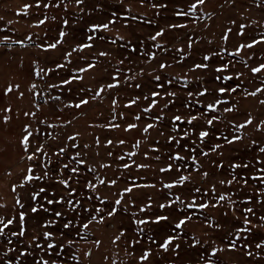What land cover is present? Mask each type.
Returning <instances> with one entry per match:
<instances>
[{
    "label": "rangeland",
    "instance_id": "374dc122",
    "mask_svg": "<svg viewBox=\"0 0 264 264\" xmlns=\"http://www.w3.org/2000/svg\"><path fill=\"white\" fill-rule=\"evenodd\" d=\"M48 2V0H44ZM53 2H59V0H53ZM194 0H144L143 5L141 0H85L83 5H76L75 0H64V3L68 5L67 10L63 5L59 8L49 9H36L33 7L30 9L29 16L17 15L18 10L24 3H35V0H0V39L4 35L10 36L12 40L23 38L28 34H33V39L37 43L54 42L59 37V31L65 30L68 35L64 39V43L59 45L56 50L44 52L41 49L36 48L35 43L28 44V47L21 48L19 45L12 44L9 49L6 45L0 44V205L5 207L0 208V217L5 220L16 216L18 208L14 207V201L16 196L22 198L25 204L29 203V195L33 189V186L39 188L45 186L48 189L49 198L51 193L55 192L57 197L60 195H66L65 190L55 181L59 177L57 172L59 169L60 161L68 162L69 158L75 154L76 151L81 152L82 156L88 161L89 166L97 167L98 171L96 175L101 178H116L120 179L118 184L112 188H106L101 186L99 192L103 196H107L108 199L114 200L116 197L114 193L122 189L125 185V181L131 183L135 181L137 183H155L156 188L139 189L132 195L136 197L137 206L141 202H147V198L151 196L153 202L152 211H158L157 205L165 202V197L169 192L180 195L182 200L190 201V190L193 184H188L185 188H177L172 190L162 189L161 181L168 182L175 178L176 173L162 174L158 171L160 167L165 166L168 162L167 155L169 152L176 150L179 145L169 144L167 137L169 134L179 136L184 130H188L190 138L181 140V145L191 144L201 129L205 127L204 120L195 122V129L188 126L186 123L182 124L177 132H171L170 117L174 114H181L185 120L190 114H198L201 107L199 104H195L196 100L203 99L204 102L211 100L213 97L207 96L205 98L193 97L194 108L188 109L182 107V104L186 101L187 93L183 90L184 80L181 79L178 83H174L173 86H169L167 90L176 91L177 97L175 103L170 105L167 110L162 114L165 116L163 121H158L157 128L152 129L147 134L145 139L144 134L140 129L148 122H152L149 115H144L139 122L140 129L133 130L131 132H124L123 128L128 122H135L133 116L140 112V109L146 106V102L141 100L138 106H133L131 109H125L123 105L128 100L136 95L148 94L150 89L154 87V84L150 83L151 77L148 73L160 74L158 68L159 62L166 61L171 64L172 67L167 68L163 72V76L166 78L187 77L188 90L197 91L202 87H208L214 89L220 86L214 79L211 72V68H214L220 61L218 58H214L211 63L209 71H190L195 62H200L202 55L210 51H219L224 47V42L221 39L222 33L229 27L233 28L230 41L227 45L228 52L234 51V45L240 42V38L236 36L238 25L245 23L249 25L246 29L247 35L244 38L246 42L248 37L259 36L264 33V8H258L254 0H206V3L200 6L199 10L195 13V16L178 17L174 15V10H187V6L193 3ZM151 3H166L168 7L166 9H154L151 7ZM115 12L116 23L110 26L108 32H101L100 35L105 36L104 41H94V47L92 49H85L82 53L73 54V64L69 66L67 70H58L56 73H52L49 77H45L41 80L38 77H33L31 69L33 67L32 62L37 61L42 67H54V62H64L63 53L71 51L77 43L84 42L87 35V26L90 23L106 22L108 19L113 18L112 13ZM157 13H159L157 15ZM204 13H211V19L207 18ZM47 16L48 19L44 25L40 27H32L37 19H42ZM135 16L136 19L132 20L131 17ZM55 17V19H52ZM128 17V19H125ZM67 19L69 24L65 27L63 20ZM13 21L12 24H8V21ZM196 20L194 23L193 21ZM232 20L236 21V25L232 24ZM151 21V23H149ZM187 24L188 27L183 29H168L169 24ZM125 24L128 26L125 27ZM160 28H165L166 33L164 37L159 38L156 43H160L167 47L168 51L158 50L153 46V42L148 39L150 35H153ZM38 34V38L36 36ZM47 34V35H45ZM118 36H123V40H117L116 44H112L110 41L116 39ZM192 37L195 43L191 50L187 49L188 38ZM209 41H212L209 44ZM27 43V42H26ZM137 48L135 53L131 52V48ZM184 48L185 52H190V56L183 61V63H177L178 54L174 49ZM142 50H150L157 53V59L154 61H148L145 57L141 56ZM100 51H108L110 53L107 57H96V54ZM225 60L228 59L227 53H222ZM248 56H254V60L249 61V64L256 66L261 61V57H264V44L258 45L252 50H244L239 57L233 59L235 65L234 68H230L229 73L235 75L236 72L243 73V89L237 92L235 95H225L224 99L229 101L228 105L234 106L235 111L232 113H223V107L219 109L218 115L222 116V121L217 123L213 130V135L208 138L204 145L205 150H208L209 146L213 143H223V141H217L215 136L218 134L231 135L233 129L228 126V121L233 123H243L250 114L253 118V124L246 129L237 132L238 135H243L244 139L241 142L233 145H225L220 152H223V156L219 153H211L208 157L198 156L202 165V171H208L210 175L204 179L199 173L193 171L191 173L193 183L201 187L202 190H207L212 184H216L217 192L227 193L232 200L236 201L235 211L228 201H224L218 208L208 209H186V211L193 216V219L189 221L183 228L185 235L178 241L181 244L179 256L174 252L160 251L156 245H150L148 237L156 234L157 237L164 234L167 231L166 225L163 229L160 227L150 225L145 229L143 234L137 233L135 226L130 222V216L132 212H137L136 207H131L128 212H124L123 209L114 218L106 219L104 224H93L89 227L90 235L87 241L77 239V243L66 250L63 259L66 264H111V260H116L117 264L122 262L133 260V257L127 253L131 249H135L136 257L140 255L141 251L151 246L152 256L150 257L148 264H197V261L201 256H206L211 251V248L218 246L224 248L225 251L217 253L215 259L219 261V264H264V252L261 253V258L257 259L255 255L252 258L244 255L242 250L228 251L227 240L229 233L234 230L235 227L240 225V221L243 220V208L253 207L256 210V216L251 217L252 224L257 225L253 229V233L248 235L247 239L251 250L255 253L257 250L254 248V244L260 240H264V227H261V222L258 217L264 214V204H257L256 200H264V196L260 195V187L258 181L249 180L247 187L241 188L238 184L231 186L219 185L218 181L221 179H230L233 170L230 168L231 163L249 162L253 163V157L258 156V149L260 146H264L261 142L264 141V131L257 132L256 126L261 120H264V106L260 105L259 100L264 99V95L258 94L257 97H246L244 90L254 91L256 87L261 86V80H264V72L253 76L251 72L244 68L240 62L247 60ZM130 57V59H125ZM125 59L123 66L118 64V61ZM97 60V66L95 69L90 70L87 73H75L77 75H83V81L74 82L71 85V95H69L68 87L64 88L63 99L60 102H51L53 106L45 104L44 101L48 99L50 95L57 94L58 90L51 91L47 89L48 83H59L61 78H68L69 73L78 67L85 66L84 61L92 62ZM117 68H121V85L119 88L112 90L110 93H105L102 101H96L90 103L88 106L82 109H59L64 103L70 100L74 101L79 95L90 98L91 93H80L81 88H98L101 84L110 82L111 74L115 72ZM144 69L143 76H137L135 82L144 84V88L137 90L134 87L129 86L123 82V77L127 75H134ZM199 77V79H197ZM37 83L38 96H33L29 91L31 83ZM229 83H235L229 82ZM8 84H19V91L5 96L3 89ZM23 92V98H20L19 93ZM161 96H164V92H161ZM118 98L119 106L118 111L124 112L126 119L123 121L117 120V123L121 124V128L115 130H109L105 127H89V125H105L111 120V100L112 98ZM172 99L165 97V99L159 101V107L153 110L151 115L161 113V109L165 103ZM39 103L41 110L37 113L36 119L23 116V111H35L34 104ZM11 107L10 113L12 119L9 123H3V109ZM38 120H44V124H38ZM71 120L69 125L65 123ZM24 123L31 124L32 129L35 131L40 129L38 133L39 141L48 145L46 151L50 150V158L52 163L48 165L47 170L52 179L41 180L35 182V185H28L26 188H17L16 193L11 191L13 184H19L21 179V172L25 169L31 161L21 159L26 154L22 152L21 147L18 144V139L21 134V126ZM49 124L60 125L63 124V128L56 127L50 128ZM80 133V136L76 143L77 149H68L67 155L60 157L57 160L51 156V153L57 151L58 147L71 145V141L67 140L68 135L74 133ZM163 132L164 135L160 133ZM52 136H56L57 139L53 140ZM99 137L101 140V146L97 147L95 144V138ZM107 139H112L114 144L108 147L104 146ZM119 139L126 140V144L123 146L115 143ZM255 139L256 145H252L251 141ZM136 140H141V148L139 150L132 149V145ZM157 141L159 143H157ZM198 143V141H197ZM37 144V139L32 140V145ZM88 144L90 147L85 149L83 146ZM158 147L160 151L158 153L151 152L150 148ZM129 150H135L138 155L134 158L137 163H147L150 165L147 169H136L133 167L131 170H124L120 167V161L115 157ZM181 154L188 156L181 148ZM111 151L114 153L113 157H108L107 153ZM148 152L151 159H144V152ZM99 153V155H97ZM160 155V161H156L154 157ZM46 158L41 157V163ZM264 159V157H261ZM125 162L131 163L130 160L125 159ZM110 164L108 169L99 168V164ZM189 163L191 161L189 160ZM223 164V168L215 167V164ZM80 168L79 173V185L76 184V178L71 181L73 187L78 188V192L84 193V195H91L92 193L84 188L85 181L93 179V175L85 171L83 166L74 165ZM36 167V175H42V169L38 165ZM260 165L253 164V168L244 170H236L241 175L259 174L255 172ZM11 173V175H9ZM187 174V173H185ZM64 178H67L69 173L65 172ZM248 197H255L251 203H244ZM77 198H80L79 195ZM132 197H128L130 200ZM209 197H198V199ZM43 202V197L40 198ZM86 207L99 206L98 201H85ZM56 211H65L63 218H57L58 223L47 229L53 231L56 237H59V233L62 230V225L67 219H71L76 213L66 211V208L53 205L50 206ZM177 207H183V205H177ZM28 209L26 208L25 211ZM166 212H172L173 221L176 219L177 213L168 209ZM227 213V215H225ZM137 215H141L137 212ZM234 217H240V221L234 219ZM48 214L41 213L39 216L30 215L27 220V233L24 237H13L5 230V235L0 237V261H6L8 257L15 258L19 252L15 251L8 253V257H5L4 253L7 247H13L18 250H24L27 246L32 235L38 234L45 229L39 227L38 222L51 219ZM83 222V221H82ZM75 223V221H74ZM211 225V226H209ZM219 225L220 227H216ZM15 229V225L12 226ZM79 227V225H77ZM126 229L127 235L122 238L118 244H113L112 240L120 230ZM71 236L75 237V231L71 232ZM195 237L200 240L201 243L191 248V238ZM68 236L65 237V241ZM11 240L12 244L7 245V240ZM99 239L102 241L100 247H96L94 241ZM132 239H140L141 243L137 245L131 244ZM223 241V242H222ZM43 241L41 240V243ZM214 242V243H213ZM244 243L241 240L238 244ZM207 250V251H206ZM70 253H75L77 260H68L67 257ZM90 253V255H85ZM43 256L44 259H48L43 253H37V258ZM109 257V260H105L104 257ZM33 258L31 256L27 259L21 258V264H32ZM133 264H138V260H133ZM200 264H203L200 261Z\"/></svg>",
    "mask_w": 264,
    "mask_h": 264
},
{
    "label": "snow or ice",
    "instance_id": "6c2138e0",
    "mask_svg": "<svg viewBox=\"0 0 264 264\" xmlns=\"http://www.w3.org/2000/svg\"><path fill=\"white\" fill-rule=\"evenodd\" d=\"M85 0H75L76 5H83ZM234 3V0H232ZM144 0H141V4L143 5ZM206 0H194L193 3L187 6V10L179 9L174 10V15L178 17H189L195 16V13L199 10L200 6L204 5ZM256 6L258 8H264V0H254ZM63 5L64 9L67 10L68 5L64 3V0H59V2H53V0H48V2H44V0H35V3H24L22 7L18 10L17 15L21 16H29L30 9L35 7L36 9H49V8H59ZM151 7L154 9H166L168 5L166 3H151ZM159 13H157L158 15ZM113 18L108 19L106 22H96L90 23L87 26V35L86 40L81 43H77L75 47L71 49V51H67L63 53L64 62H54V67H42L37 61L32 62L31 74L32 76L38 77L43 80L45 77H49L50 74L58 72V70H67L70 65L73 64L72 56L73 54L82 53L85 49H92L94 45V41L100 40L104 41L105 36L100 35L101 32H108L111 25L116 23L117 14L113 12ZM204 15L211 19V13H204ZM48 17L44 16L42 19H37L32 27H40L44 25L47 21ZM52 19H55L53 17ZM128 19V17H125ZM132 20H135L136 17H131ZM0 20H3V17H0ZM194 23L196 20L193 21ZM13 21H8V24H12ZM151 23V21H149ZM63 24L66 27L69 24L67 19L63 20ZM232 24L236 25V21L232 20ZM128 25L125 24V27ZM188 27L187 24L179 23V24H169L168 29H183ZM249 28L248 24L241 23L238 25V30L236 31V36L240 38V42L234 45V51L228 52L227 45L230 41L231 34L233 33V28H227L221 36L222 41L224 42V47H222L219 51H210L202 55L200 62H195L190 69V71L202 70L209 71L211 68V63L214 58L219 59V63L211 68V72L213 74V79L220 85L214 89H209L208 87H202L197 91L188 90V82L187 77L180 78H166L163 76V72L165 69L172 67L171 64L166 61L159 62L158 68L160 70V74L148 73L151 77L150 83L154 84V87L150 89L148 94L144 95H136L128 100L127 103L123 105L125 109H131L133 106H138L143 100L146 102V106L140 109V112L133 116V120L135 122H128L126 126L123 128L124 132H131L133 130L140 129L139 122L142 120L144 115H149L152 122L145 123L140 129L147 139V134L150 130L157 128L158 121H163L165 116L162 114L165 110L169 108L170 105L175 103V98L177 97L176 91L167 90L169 86H173L174 83H178L181 79L184 80L183 90L187 93L186 101L182 104V107L193 109L194 103L193 97L205 98L207 96H212L213 98L207 102H204L203 99L196 100L195 104L201 105L198 114H190L187 119L179 114H174L170 117L171 124V132H177L182 124H187L193 128V132L195 129V122L204 120L205 127L201 129L196 137V140H193L191 144L181 145V140H186L190 138V133L188 130H184L182 134L177 138L171 134L168 135L167 141L169 144L179 145L176 150L171 151L167 155L168 162L165 166L160 167L158 171L162 174L176 173L175 178L169 180L168 182L161 181L162 189L172 190L177 188H185L188 184H193L192 189L190 190V201L182 200L180 195L169 192V194L165 197V202L159 203L156 207L158 211H152L153 202L152 197L149 196L147 198V202H141L138 206L136 203V197H133V193L139 189H148V188H156L155 183H137L132 181L129 183L125 181V185L122 189L118 190L117 193H114L115 199L110 200L107 196H103L100 194L99 189L101 186L106 188L115 187L118 184L120 179H124L121 177L116 178H101L99 175H96L98 169L94 166H89L88 161L82 156L81 152L76 151L73 156H71L68 162L60 161L59 169L57 172L56 183L61 185L66 192V195H60L57 197L56 193H51V198H49L48 189L45 186H40L36 188L33 186L32 191L29 195V203L25 204L22 201V198L16 196L14 201V207L18 208L17 214L14 217L7 218L6 220L3 217H0V237L5 235V230H8V233L13 237H24L27 233V220L30 215L39 216L41 213L48 214L52 218L43 220V222H38L39 227L41 229H45L38 234L32 235L29 240L27 246L24 250H18L13 247H7L4 253L5 257H8V253H12L18 251L19 254L15 257H8L6 261H0V264H21V258L27 259V257L31 256L33 258L32 264H66L64 257V253L68 248L73 247L77 243V239L87 241L90 232L89 227L93 224H104L106 219L114 218L119 214L121 209L124 212H128L131 207H136L137 212L141 215H137V212H132L130 216V222L135 226L134 230L143 234L145 229L154 225L163 229L166 225L168 226L167 231L164 232L163 235L157 237L156 234H153L148 237L150 245H156L160 251L165 253L174 252L177 256H179L181 244L178 242L181 240V237L185 235L183 232L184 226L193 219V216L189 214L186 209H208V208H218L222 202L228 201L232 206L233 211H235L236 201L232 200L231 197L225 192H217L216 184H212L210 188L206 191L202 190L201 187L197 186L193 183V178L191 173L195 171L199 173L202 178L206 179L210 173L208 171H202V165L199 161L198 156L208 157L211 153H219L220 156H223V152L219 150L222 149L225 145H233L235 143L241 142L244 137L243 135L236 134L240 132V130L246 129L248 126L253 124V118L249 114L247 119L243 123H233L232 121H228V126L233 129V133L229 135L218 134L215 136L217 141H223V143L217 142L213 143L209 146L208 150H205L204 145L206 144L209 137L213 135V130L217 123L222 121V116L218 115L219 109L223 107V113H232L235 111L234 106H225L229 104V101L224 99L225 95H235L237 92L241 91L244 87L243 85V73L236 72L235 75L228 74L230 68H234L235 65L232 62L235 57H239L244 50H252L256 48L258 45L264 44V33H261L258 37L251 36L248 37L247 41H244L245 36L247 35L246 29ZM3 31V29H0ZM166 33L165 28H160L153 35H150L148 39L153 42V46L158 49L167 52L168 49L164 45L160 43H156L159 38L164 37ZM47 35V34H45ZM68 33L61 29L59 31V37L55 39L54 42L47 43H37L33 39V34H28L23 38H18L12 40L10 36L4 35L2 39H0V44L6 45L9 49L12 47V44L19 45L21 48L28 47V44L35 43L36 48L41 49L44 52L56 50L59 45L64 43L65 37ZM38 38V34H36ZM123 36H118L116 39H112L110 42L112 44H116L117 40H123ZM27 42V43H26ZM195 41L192 37L188 38L187 49L191 50L193 48V44ZM212 41H209L211 44ZM131 52L135 53L137 48L133 47L130 49ZM175 53L178 54L177 63H183L185 59L190 56V52H185L184 48H176L174 49ZM222 53H227L228 59L225 60ZM110 53L108 51H100L96 54V57H107ZM141 56L145 57L148 61H154L157 59V53L150 50H142ZM125 59H130V57H125ZM125 59H121L118 61V64L123 66ZM254 60V56H248L247 60L240 61L244 68L248 69L253 76L264 72V57H261L262 62H258L256 66H252L249 64V61ZM84 65L82 67H78L74 69L71 73H69L68 78H61L59 83H48L47 89L51 91L58 90L57 94L50 95L48 99L44 101L45 104H49L53 106L51 102H60L63 99L64 88L68 87L69 95H71V85L77 81H83V75H77L75 73H87L90 70H93L97 66V60H93L92 62L84 61ZM144 69L141 68L140 71L134 75H127L123 77V82L129 84V86L134 87L137 90H141L144 88V84L135 82L137 76H143ZM199 79V77L197 78ZM235 83H229L233 82ZM121 68H117L114 73L111 74L110 82L101 84L98 88H81L80 93H91L90 98H85V96L79 95L70 100L67 103H64L63 106L59 109L63 111L64 109H82L88 106L92 102L102 101L105 93H110L112 90L117 89L121 85ZM38 84L33 82L29 87V91L32 95L38 96L40 95L37 92ZM20 85H12L8 84L6 88L3 89V94L5 96L13 93L14 91H19ZM161 92H164V96H161ZM258 94L264 95V80H261V86L256 87L254 91L244 90V95L246 97H257ZM20 98H23L24 93H19ZM165 97L172 98L163 105L161 109V113L151 115L153 110L159 107V101L165 99ZM260 105L264 106V99L259 100ZM119 100L118 98H112L111 100V120L108 121L105 125H89V127H105L109 130H115L121 128V124L117 123V120L123 121L126 119L124 112L118 111ZM35 111H23L24 117H29L31 119H36L37 113L41 110V105L39 103L34 104ZM5 115H3V123L7 124L12 119L10 113L12 112V108L6 107L3 109ZM38 124H44V120H38ZM65 123L71 124L72 121L68 120ZM63 124H49L48 127L63 128ZM257 132L264 131V120H261L260 123L256 126ZM40 129L37 128L35 131L32 129L31 124L24 123L21 126V134L18 139V144L22 149V152L25 153V156H22L21 159H26L27 161H31L25 169L21 172V179L19 184H13L11 191L16 193L17 188H26L28 185H35V182L52 179L49 175V171L47 170L48 165L52 163L50 158V150L46 151L48 148L43 142L39 141L38 133ZM164 135L163 132L160 133ZM80 136V133H74L72 135L67 136V140L71 141V145H65L58 147L57 151L51 153L52 157H55L59 160L60 157L66 156L68 149H77L79 146L76 143ZM37 139V144L32 145V140ZM53 140H56V136H52ZM198 141V143H197ZM120 146L126 144V140L119 139L116 141ZM141 140H136V142L131 146L132 149L139 150L141 148ZM157 143H159L157 141ZM257 141L253 139L251 141L252 145H256ZM264 144V141L261 142ZM95 144L97 147L101 146V140L99 137L95 138ZM114 144L112 139H107L104 143L105 147L111 146ZM85 149L89 148L88 144L83 146ZM185 153H188V156L182 155L181 150ZM135 150H129L126 153H123L119 156H116L115 159L120 161V167L124 170H131L133 167L136 169H147L150 167L147 163H137L134 159L138 152ZM151 152L158 153L160 149L158 147L150 148ZM258 156L253 157V163L249 162H240V163H231L230 168L233 170L230 179H221L218 181L219 185L231 186L233 184H238L241 188L247 187L249 180L258 181V185L260 187V195L264 196V146H260L258 149ZM99 155V153H97ZM108 157H113L114 153L109 151L107 153ZM144 159H151L149 157L148 152H144ZM41 157L46 158L41 163ZM130 160L131 163L125 162V159ZM156 161H160V155H156L154 157ZM189 160L191 163H189ZM253 164L260 165L255 172L259 174L241 175L236 170L244 169L248 170L253 168ZM34 165H38L42 169V175H36V167ZM74 165L83 166L85 171L89 174L93 175V179H88L85 181L84 188L89 190L91 195H84L82 192H78L77 187H73L71 181L73 178H76V184L79 185V173L80 168ZM101 169H108L111 167L110 164L101 163L98 166ZM217 168H223L224 165L215 164ZM68 172L69 175L67 178H64V173ZM187 173V174H185ZM11 175V173H9ZM79 195L80 198H77ZM41 197H43V202H41ZM128 197H132L130 200H127ZM198 197H209V199H204ZM255 197H248L244 203H251ZM98 201L99 206L86 207L85 201ZM257 204H264V200H256ZM53 205H58L66 208V211H70L72 213H76L71 219H67L63 225L62 230L59 233V237L57 238L53 231H49L47 229L51 228L53 225L58 223L57 218H63L65 216V211H56L53 210ZM177 205H183V207H177ZM5 207V205H0V208ZM28 209L25 211V209ZM171 209L173 212L177 213L176 219L173 221L172 212H166V210ZM227 215V213H225ZM243 220L240 221V217H234L235 220L240 221V225L235 227L233 231L229 233V238L227 240V250L228 251H237L242 250L244 255L249 258H252L254 255L257 259L261 258V253L264 252V240H260L254 244V248L257 250L255 253L251 250L252 245L248 242V235L253 233V229L257 227V225L252 224L251 217L256 216V210L253 207H244L243 208ZM259 221L261 222L260 226L264 227V214L259 215ZM75 221V223H74ZM83 221V222H82ZM13 225H15V229H13ZM79 225V227H77ZM211 226V225H209ZM216 227H220L216 225ZM75 231V237L71 236V232ZM127 235V230L122 229L119 231L117 235H115L112 240L113 244H118L122 238H125ZM68 236L65 241V237ZM41 240L43 241L41 243ZM241 240H244V243L240 245L238 249V244ZM223 242V241H222ZM96 247H100L102 241L99 239L94 241ZM140 239H132L131 244L137 245L140 244ZM201 243L200 240L195 237L191 238V248L197 247ZM214 243V242H213ZM12 241L7 240V245H11ZM207 251V250H206ZM225 251L224 248L214 246L211 248V251L206 256H201L197 261V264H200V261L203 264H219V261L215 259L217 253ZM37 253H43L44 256H47L48 259H44L43 256L37 258ZM129 256L133 257V260H138V264H148L150 257L152 256L151 246L141 251L138 258L135 254V249H131L128 253ZM85 255H90V253H85ZM68 260H77L75 253H70L67 257ZM105 260H109V257L105 256ZM133 260L122 262V264H133ZM111 264H117L116 260H111Z\"/></svg>",
    "mask_w": 264,
    "mask_h": 264
}]
</instances>
